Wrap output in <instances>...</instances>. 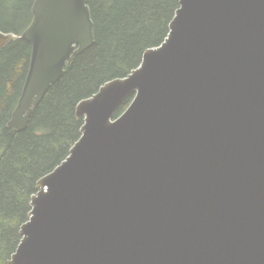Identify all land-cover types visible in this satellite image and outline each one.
Here are the masks:
<instances>
[{"label": "water", "instance_id": "1", "mask_svg": "<svg viewBox=\"0 0 264 264\" xmlns=\"http://www.w3.org/2000/svg\"><path fill=\"white\" fill-rule=\"evenodd\" d=\"M8 126L94 42L87 0H34ZM132 100L117 117L116 110ZM8 264H264V0H179L161 44L80 100Z\"/></svg>", "mask_w": 264, "mask_h": 264}, {"label": "trees", "instance_id": "2", "mask_svg": "<svg viewBox=\"0 0 264 264\" xmlns=\"http://www.w3.org/2000/svg\"><path fill=\"white\" fill-rule=\"evenodd\" d=\"M34 0H0V31L21 35L31 21ZM94 42L67 64L41 102L32 108L27 126H8L29 68L31 44L22 38L0 50V264H8L29 218L37 181L69 154L80 137L83 118L76 105L105 82L126 76L144 51L166 38L179 0H87ZM118 107L114 117L129 105Z\"/></svg>", "mask_w": 264, "mask_h": 264}]
</instances>
